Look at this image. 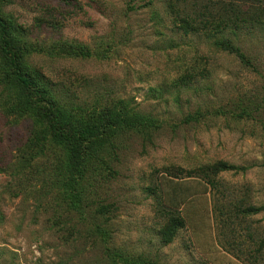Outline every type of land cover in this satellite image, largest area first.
<instances>
[{
  "label": "rangeland",
  "instance_id": "1",
  "mask_svg": "<svg viewBox=\"0 0 264 264\" xmlns=\"http://www.w3.org/2000/svg\"><path fill=\"white\" fill-rule=\"evenodd\" d=\"M228 1L0 0L40 92L15 82L0 50V264H264V107L217 113L264 105V28L210 38L181 21L201 22L209 2L223 20ZM48 109L71 132L104 135L85 149L58 139ZM76 199L83 209L66 211ZM69 219L74 243L57 231Z\"/></svg>",
  "mask_w": 264,
  "mask_h": 264
},
{
  "label": "trees",
  "instance_id": "2",
  "mask_svg": "<svg viewBox=\"0 0 264 264\" xmlns=\"http://www.w3.org/2000/svg\"><path fill=\"white\" fill-rule=\"evenodd\" d=\"M256 1H258V4H256ZM229 2V3H228ZM227 3H223L225 5V11L229 12L227 17L223 20H219L218 22H214V11L212 9V5L214 3L209 2V5L205 7V10L207 11V14L204 15L203 13L199 12V15L201 17H204L201 22H197L198 15L194 14L193 17L189 18H183L181 21L183 22L184 26L190 28L191 31H196V25L202 24L206 28H209V33L207 34L210 38H218V35H223L224 32H229L231 34H236L238 30H241L243 27H245V24H248L253 27L260 26V28H264V0H250L249 3H239L236 0H229ZM255 3V4H254ZM257 10H259V18H256L255 15L257 14ZM189 20V21H188ZM215 20V19H214ZM197 23V24H196ZM220 49L223 51H226L229 55H233L240 64H242L246 68H255L252 60L244 55L239 49H237L231 41L228 38H223L220 43ZM0 50L2 55L6 58L9 68L14 73L15 82L26 92H29L36 96L38 99V96L40 95L39 90L35 86L34 82L31 81L29 78L22 75L20 68L18 66V59L17 55L12 49L11 43L7 37V28L5 22L0 18ZM243 101V100H242ZM240 104H243L240 102ZM240 104L236 105H230V109L228 111H219L218 114H226L229 113L234 117V119H240L244 116L247 117L249 112L259 111L264 107V105H260L258 103H254L252 106V110L250 108L241 106ZM249 111V112H248ZM46 116L48 117V129L50 133L58 138L61 139L69 144H73L76 146H82L83 149H85V145L87 141L93 140L94 137H97L99 135H104L103 132H99L96 126H91L86 128L82 132H71L67 130L63 124H61L59 121L55 120V116L59 115V112L56 110L55 112H52L51 109H48L46 111ZM190 121H198L196 117H188ZM78 161L80 162L81 157L78 156ZM52 168V167H51ZM47 168L46 167V188H49L50 179L52 176H55L56 171L55 167ZM77 171V170H74ZM82 173H84V169L82 170ZM75 196V195H74ZM72 198H70L71 200ZM77 202L74 200L72 202V205L70 203L65 204V210L68 211L69 208L77 210L80 206L83 209L82 203L79 199H76ZM91 207V210H93V213H96L97 215H107V216H100L104 217L105 222L108 223L112 221L114 216H109L108 214L113 212V210L110 209V205H102L95 208L93 205L89 206ZM68 213V212H67ZM82 213V212H81ZM98 217V216H97ZM96 217V218H97ZM67 223L71 222L72 220H67ZM166 232L163 231V238L165 241L170 240V230H172L169 227L166 228ZM58 232L62 233L61 238L64 242L69 243L71 241L74 243L73 240L70 238L76 234L74 232V226L73 223L69 228H63L57 229ZM66 233V236H65ZM100 237L104 240V238H107L106 232L100 235ZM81 237L77 236V240H79Z\"/></svg>",
  "mask_w": 264,
  "mask_h": 264
}]
</instances>
